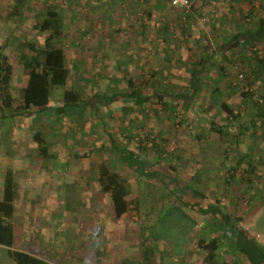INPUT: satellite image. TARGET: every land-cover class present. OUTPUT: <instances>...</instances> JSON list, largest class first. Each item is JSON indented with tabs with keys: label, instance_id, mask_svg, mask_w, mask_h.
<instances>
[{
	"label": "rangeland",
	"instance_id": "1",
	"mask_svg": "<svg viewBox=\"0 0 264 264\" xmlns=\"http://www.w3.org/2000/svg\"><path fill=\"white\" fill-rule=\"evenodd\" d=\"M15 1L0 0V41L6 44V53L16 65L14 81L17 85L26 80L23 68L18 66L22 46L29 40L35 43L44 42L49 32H43L35 26L40 25L46 18L47 9L55 5L64 19L63 34L59 40L66 48L67 65L71 67L69 85L80 92L82 98L93 99L94 104L98 101L93 97L94 92L110 95V89L113 90L112 85L116 81H119L116 83L119 89H123L129 77L136 78L148 94H151L152 85L157 89H168L172 93L186 90L189 86V71L196 66L195 58L201 56L203 50L200 48L206 44L205 39L198 40V37L203 35L202 31H210L209 36L219 50L218 44H221L229 30L236 26L235 16L225 13L224 10L218 12V7L227 0H209L200 9H208L209 12H205L207 16L193 13L196 18L192 21L186 19L187 13L183 9L172 5L169 0L164 6H155L152 15L147 13L149 6L145 0H28L20 14L11 16ZM196 2L198 0L192 1L193 7ZM228 3L233 4L234 0H228ZM234 13L236 15V11ZM247 65L229 64L228 75L221 81H218L219 78L215 79L217 67L210 66L209 72L202 74L205 88L196 94L195 104L189 114L181 110L184 108L181 103L177 104L176 111L172 112L173 108L167 111L162 107V100L155 97L151 104L144 106L146 110L142 114L137 113L136 117L131 112L125 120L123 107L133 102L116 96L111 104L98 106L103 116L100 120L92 114V107H88L83 115L76 117L56 118L45 112L40 114L42 119L35 117L36 122L26 121L21 117L3 120L0 130V169H7L9 165L16 167V197L19 206L17 213L21 215L19 221L24 222L22 226L16 224V248L34 249L37 243L39 244V241L34 240V235L29 234V230L40 236V239L47 232L50 233L48 237L51 238V246L47 245L43 253L53 256L59 264H75L68 259V254L72 250L75 255L80 254L83 248L81 238L87 231L85 227H91L89 221L95 215L93 210H97L96 200H111L109 192L94 198L93 194L96 195L98 186L92 181L96 176L92 173H97L93 169L105 167L106 171L117 170L126 177L130 174L119 160L115 158L113 161L114 153L109 147L96 150L95 155H91L93 157L84 154L94 147L105 145V142L108 144L110 139L107 131L112 132L113 137L123 143V146L134 149H137V143L141 139L148 142L147 135L150 131L155 134L162 132L173 140L178 136L193 138L201 131L212 135L208 128L212 120H216L219 125L227 123L226 113L219 108L222 101L233 105L235 112L240 115L239 123L250 122L253 108L241 93L247 91L249 84L245 76L243 82L238 81V75H244L249 69ZM152 71H156V77L151 76ZM215 80L220 91L212 95L211 85ZM230 80L237 88L229 84ZM253 85L258 93L264 91V84L261 83L260 86L257 82ZM64 89L63 86L54 88L51 97L54 103L62 101ZM21 96L20 93L17 94V97ZM20 101V98L15 100L16 111ZM144 116L148 123L146 126H138L137 120L143 119ZM31 122L43 128L49 141L54 143V149H57L60 156L54 163L36 156L34 145L31 143V135L36 128ZM145 128L152 130L147 131ZM231 129V135L237 132L239 135L238 129ZM255 133L257 138L263 139L261 147L264 148L262 123ZM64 141H76V144L72 143L71 148H66ZM147 144L150 146V154L154 155V148H151L150 143ZM184 147L185 144L172 143L166 145L165 150L171 153L169 158L177 151L184 160L189 161L188 154L183 153ZM67 149L73 153L77 152L80 156L69 160L66 165L63 158L68 152ZM169 158L167 155L162 157L163 165ZM222 171L226 175V172ZM89 172L91 175L87 174ZM91 182L96 188L91 187ZM152 192V198H156V202L162 200L161 195L165 197L164 191ZM143 198L145 195L140 196V199ZM141 213L139 215H142ZM178 220L181 219L177 216H167L160 225L161 233L176 237L174 249L179 248L182 236L189 228L186 221ZM252 222L254 229L264 234V208L258 216L252 217ZM22 228L28 230L27 233ZM122 229L125 230L126 226ZM89 243L90 241H85L86 247ZM2 251L3 248H0V253ZM77 258L79 264H84L81 257ZM0 264H7V260L2 256Z\"/></svg>",
	"mask_w": 264,
	"mask_h": 264
},
{
	"label": "trees",
	"instance_id": "2",
	"mask_svg": "<svg viewBox=\"0 0 264 264\" xmlns=\"http://www.w3.org/2000/svg\"><path fill=\"white\" fill-rule=\"evenodd\" d=\"M27 1L28 0H16L11 11V16L20 14ZM145 1L149 6L147 13L152 15L155 6H164L168 0ZM169 1L171 2V0ZM241 1L244 0H234V5L235 2L240 3L241 5ZM248 5L250 6H248L246 11L240 10V19H238V21L237 19L234 20L236 26H234L233 31L229 30V34L222 39L221 44H218L219 53H223V58L215 57V49H211V45L206 42L207 44L205 47L209 48L203 51L204 55L201 58H198L195 61L196 66L190 69L189 86L186 90L172 93L169 92L168 89H157L152 85L151 94H148L141 85H139L136 78L129 77L126 81L127 85L123 89H119L116 84L119 81H116V83L112 85L113 90L110 89L112 92L110 95L94 92L93 97L98 100L96 104L93 103V99L86 100L82 98L80 92L72 87V85H69L71 67L67 65L66 48L61 40H59L63 34L64 19L55 5L50 6L46 11V18L41 21L40 25L35 26L43 32H49L46 35L44 42L35 43L33 40H29L22 46L21 60L20 65L18 66L23 68L22 70L26 75V80L20 85H17L14 81L16 65L14 64L12 57L6 53V44L0 41V130L3 126L2 121H5L9 117H21L26 121L35 120V117H41L40 114L45 112H49V116H55L56 118H59L60 116L76 117L79 114L83 115L88 107L94 109L92 114L100 120L103 116L98 106L111 104L116 96L133 102L132 104H126L123 107L125 120H127V115L131 112H133L136 117L137 113L142 114V112L146 110H144V106L146 104H151L152 99L155 97L162 100V107L167 111L170 108H173L172 112L176 111L177 104L181 103L185 108L182 107L183 109L181 110L189 114L190 110H192L191 108L195 104L194 100L196 99V94L198 91L205 88L203 87L202 74H207L210 66L214 68L217 67L218 72L215 79L219 78L218 81H221L228 75L227 68L229 64L239 66L240 64L247 63V67L249 68H247V72H249H246L244 76L249 87H252V85L257 82L261 86V83L264 84V0H248ZM231 9L233 8L231 7ZM194 10H196V8L192 5V13L186 14V19L189 21H192L194 17ZM198 40L200 41V38ZM74 67L77 68L76 65H74ZM156 75V71L151 72V76L156 77ZM215 82L216 80L213 81V84L211 85V87H213L212 95L217 94L218 91H220L217 85L218 82ZM229 84L236 87V84L234 82L232 83L231 80L229 81ZM58 86H63L65 89L62 101L58 103L55 102V104L51 97L54 88ZM261 92L262 93H258V91L252 89L241 91L242 96L247 98L246 101L251 103V108H253V113H251L250 119L251 121H248V128H250L251 131L247 129L248 132L251 133V136L256 134L255 131L260 127V123H262V126L264 125V91ZM18 93L22 96L17 97ZM16 98L21 99L17 111L14 105ZM219 108L226 113L225 120L227 123H225V125H219L216 120H212L208 128L211 134L214 133L221 138H229L231 136L229 127L231 124L239 121L240 115L234 111L233 105L226 101H222ZM134 116H132L133 119ZM134 120H136V118ZM146 120L147 119L144 116L143 119L137 120V124L139 126H146ZM34 122H36V120ZM34 122L31 123L35 124L36 130H33L32 132L31 143L34 145L36 151L35 154L40 159L51 160V162H53L57 159L59 153L57 149H54V143L49 141L43 128H40V126H37ZM239 124H241L239 126V130H241V126L244 124L242 122ZM145 130L148 129L145 128ZM107 133L110 140L106 145V148L110 146L113 152L117 154L119 160L122 161L123 166L125 165L127 168L133 170L138 177L146 176L153 179H159L163 184L167 183L168 185H170V181L171 184L174 185L173 181L179 179L176 175H174V179L173 173H171L172 175L169 174V171L172 170V168L163 169L157 166V162L160 158L167 153V151L165 152L164 146L158 145V141L166 140L164 138L166 135L162 132L153 134L147 139L149 142L153 143L151 148H155V152L159 154L156 161H154L150 153H148L149 155L147 154L149 149H146L145 151L148 157H146V155L143 156L121 145L113 137L114 135L112 132L107 131ZM203 135L204 134H202V136ZM145 140L141 139L140 144L146 146L144 144ZM72 143L75 145L76 141L65 142L66 148H71L70 145ZM28 144L30 145V143ZM101 146L99 148L98 146L92 148V150H89L90 153L88 152V154L90 156L95 155L96 150H101L103 147ZM67 151L68 152L63 158L67 164L71 157L75 158L80 156L77 152L73 153L68 149ZM224 152L225 157L228 156L229 152L227 150H224ZM259 161L261 166L264 165L263 159ZM256 167H258V163L250 162L248 163V170L246 169L248 175L246 176L247 178L244 176V179L248 181L250 188L253 186L257 177ZM94 169L95 172H98L96 168ZM236 169L237 166L228 167L227 175L225 176L227 182H231L235 178ZM103 170L105 172L102 170L99 172V178L101 179L102 184L104 183L106 189L110 190L109 192L112 195L117 208L121 207V211H124L122 209L125 208L126 203L123 200L125 199L123 197L126 195L127 191L125 192L122 183H124V180L126 181V178L117 177L113 180L110 178L111 171H106L105 168ZM231 171H233L234 174H232ZM97 175L98 173H96V176ZM241 177L243 178V176ZM17 178L18 175L16 174L14 167L8 166L1 183L0 248H3V251L0 253V257H4L7 260V264H56L38 255L16 248L12 219L15 214L14 201L18 187ZM168 191L169 196L171 195L172 198V204L162 211V216L166 218L167 216L174 215L183 221H185L183 218L187 217L185 215L184 207L186 209L190 208L191 210H196V206L199 204L198 202L201 199L204 200L206 197L202 191L195 189L189 184L185 186L184 190L179 189L178 186H176V188L172 187V189H169ZM138 201L137 208L135 206V212H133L131 217L141 216L139 215L141 213L140 199ZM207 206L209 207V205ZM210 211L212 210L209 209V212ZM214 211H217L215 217L219 216V218H221L217 229L219 234L210 240L203 239L198 242V245L206 252V260L211 264H264V244L257 242V240H254L252 237H250V242L247 243L248 245L239 242L236 243L234 247L245 254L246 262L243 263L238 259L229 262L219 258L218 250L221 247L222 239L220 238V234H222V231V235L224 236L227 234L226 230H229L237 237L245 236L247 238L250 231L243 225L238 224V218L233 217L220 207L213 210V212ZM156 231L160 236L161 230L157 229ZM123 263L135 264L126 260H124Z\"/></svg>",
	"mask_w": 264,
	"mask_h": 264
},
{
	"label": "crops",
	"instance_id": "3",
	"mask_svg": "<svg viewBox=\"0 0 264 264\" xmlns=\"http://www.w3.org/2000/svg\"><path fill=\"white\" fill-rule=\"evenodd\" d=\"M205 1L208 2L209 0H198V2H196L194 5V8H196V10H194L195 15L207 16L206 13L209 12V10L206 9V6L205 11H200L205 5ZM233 5L234 3L230 4L227 0L226 3L218 7V9L220 8L218 12L224 10L225 13L235 16L238 21L241 15L240 10L246 11L248 8V1H241V5L240 3L235 2V5ZM231 7L233 9H231ZM234 11H236V15ZM200 12L202 13L200 14ZM194 18L196 17H193V19ZM205 30L207 32L202 31V37L198 38L205 39V41L211 45V49H215V57L223 58V53H219V50L216 49V43H214L209 36L210 31L208 29ZM206 44L203 45L202 48H199L205 51L209 48L205 47ZM203 55L204 53H202L199 58ZM197 59L198 58H195V61ZM243 124L241 130H239V126L241 125L239 124V121L231 124L229 130H232V127L236 128V130L238 129L240 132L239 135L237 132L235 135L233 134L234 136L231 135L229 138H221L214 133L210 135L209 133L205 134L201 131L198 133V136H193V138L189 137L186 139L178 136L173 140L171 136L166 135L164 136L166 139L165 141H158V145L164 147L172 143L177 145L185 144L183 153L188 154L190 158L189 161L186 159L184 160L183 156L180 153H177V151L174 153V156L172 155L171 158H169L171 153L169 151L165 153V150V154L162 157L167 155L169 159L165 165H163L162 158L157 162V166L160 168H172V170L169 171V174L173 173L174 179V175L179 178L173 181L174 185L171 184V181L170 185H168L167 183L163 184L159 179H153L146 176L138 177L133 170L127 168L125 165L124 168L126 169V172L130 173L128 176L129 178L117 170L111 171L110 178L113 180L117 177L126 178V181L124 180V183H122L125 192L127 191L126 195L123 197L125 198L123 200L126 203L125 208L122 209L124 211H121V207L117 208L112 195L109 196L112 201L97 199V210H93V214L95 215L93 219L89 221L91 227H85L87 231L83 233L81 238L83 240V248L80 250V254L78 256L75 255L76 253L74 254V250L68 254V259L71 260V263L73 261V263L79 264L80 261L77 257H81L84 264H122L124 260L135 264H211L206 260V252L198 245V242L203 239L210 240L219 234L217 229L221 218H219V216L215 217L217 211L213 212V210L219 207L233 217L238 218V224L243 225L250 231L247 238L245 236L237 237L234 233L224 229L227 234L225 236L222 235L223 231L222 234H220L222 241L221 247L218 250L219 258L229 262H232L235 259H238L243 263L246 262L245 254L234 248L236 243L240 242L244 245H248L247 243L250 242L249 239L252 237L254 240L256 239L257 242L264 244V234H261L258 230L254 229L252 222V217L258 216L259 212L264 208V165L261 166L259 161L263 159L264 162V148L261 147L263 139L261 140L255 135L251 136V133L248 132V130L251 131V129L248 128V121ZM149 129L152 130L151 128ZM148 134L147 137H150L155 133L150 131ZM202 134L204 135L202 136ZM147 143H150L152 147L153 143L149 141L144 142L146 146L140 144L139 141L137 143V149H134L133 147H129V149L148 157V153L150 152L147 151V155L145 151L146 149H150V146H148ZM104 144L105 145L101 144L103 147L99 145L98 148L100 146L102 147L101 149L106 148L107 143L105 142ZM122 144L123 143H121V145ZM109 148L111 147L109 146ZM258 149L259 151H256ZM224 150L229 152L226 157ZM154 151H156L155 148ZM112 153H114L113 161L115 158L116 160H119L117 154L115 152ZM84 155L89 156L88 153ZM158 155L159 154L155 152L151 157L156 161ZM73 158L74 157H71L70 160ZM54 161L52 163H54ZM120 162L122 163V161ZM250 162L258 163V167H256L257 177L251 188L248 181L244 179V176L246 177L248 175L246 169L248 170V163ZM226 166H237L235 178L231 182L226 181L225 176L227 174L224 175L222 171L224 170L227 173L228 168ZM104 168H96L98 175L94 176V180L92 181H94L95 185L97 184L98 187L96 189V195L93 194L94 198H96L95 196H101V194L110 191L106 189V185L104 183L102 184V181L99 179V172L101 170L105 172L103 170ZM14 169L16 171L15 167ZM93 170L95 171V169ZM5 171L6 169H0V197L2 193L1 183ZM231 173L234 174L233 171H231ZM87 174L91 175L90 172ZM93 174L96 175V173H92V175ZM241 176H243V178ZM94 183L91 182V187H95ZM187 184L202 191L206 197L204 200L201 199L198 202L199 204L196 206V210H191L190 208L186 209L184 207L185 215L187 217L184 215L185 218L183 219L189 224V228L186 230V233L183 234L179 248L174 249L173 246L176 237L173 235L167 236L163 233H161L163 237H160L156 230H160V225L165 220V217L162 216V211L166 209L165 206L169 207L172 204V199L171 201H168V199L171 198V195L169 196L168 194V190L172 189V187L176 188V186H178L179 189L184 190ZM63 185L64 184H62V186ZM154 186H158V188L154 189ZM153 190L164 191L165 197L161 195L162 200H157L156 202V198H152L151 195V193L153 194ZM144 195L145 198L140 199V196ZM139 199L142 215L140 217H131L133 212H135V206L137 208ZM14 204L15 214L12 221L16 244V224L17 226H22L24 222L21 223L19 221L21 215L20 213H17V209L19 208L17 205V197H15ZM207 205H209V207ZM209 209L212 211L209 212ZM178 221L181 222V220ZM124 226H126L125 230L122 229ZM23 231L27 233L28 230L26 231V229H23ZM29 234L34 235V240L36 242L39 241L36 248L21 247L17 249L25 250L53 263L59 264L57 260H54L53 256L50 257L43 253V250L47 245L49 247L51 246L49 242L51 238L49 239L48 237L50 233L47 234L46 232V235L42 236L41 239L40 236L36 233H32L30 230ZM85 241H90L87 247ZM52 247L54 248V246ZM70 254L72 256H70ZM64 264L66 263L64 262Z\"/></svg>",
	"mask_w": 264,
	"mask_h": 264
},
{
	"label": "built area",
	"instance_id": "4",
	"mask_svg": "<svg viewBox=\"0 0 264 264\" xmlns=\"http://www.w3.org/2000/svg\"><path fill=\"white\" fill-rule=\"evenodd\" d=\"M192 1L193 0H171V3H172V5L180 8V9H183L185 13H189V11H191V7H192V4H193ZM238 81L239 82H243L244 81V75H243V73H240L238 75ZM253 86L252 87H247L246 89L247 90L248 89L249 90L250 89L254 90L255 87H253Z\"/></svg>",
	"mask_w": 264,
	"mask_h": 264
}]
</instances>
